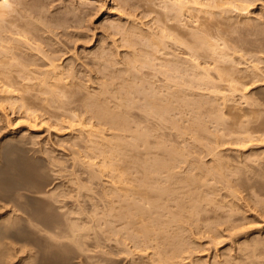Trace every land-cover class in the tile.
<instances>
[{"label": "bare ground", "instance_id": "6f19581e", "mask_svg": "<svg viewBox=\"0 0 264 264\" xmlns=\"http://www.w3.org/2000/svg\"><path fill=\"white\" fill-rule=\"evenodd\" d=\"M11 1H12V3L13 2L16 3L17 7H19V9L18 8L14 9V7L12 6L11 9L8 7L7 12L9 15L10 14L13 15L12 13H14L15 10L18 9V11H16L17 13L15 12L16 15L12 16L11 18L6 14V12H5V14L2 13L4 16L1 15V12L6 10L5 9L6 6H11ZM40 1L41 0H0V7H1V9L2 8L4 9L0 12V15H1V17H0V124H2L4 122L3 125H0V133L4 129L9 128V127H6V124H7L6 122H8L9 117L13 114V111L17 110V107H19V110L24 109L23 114L24 113L25 114L23 115V118L25 117L28 121H30L29 125H28L29 129L24 130V128H23V130H21L19 132H17L16 130L15 131L11 130L12 132L11 131L9 132V130L7 132V130H4L7 133L4 132V135L2 137H0V264H103V263L105 264V260H107V258L108 259L110 258V260H111L110 261L111 263H109V264H116L117 262L122 263L121 261L116 262L117 259L115 260L113 258V257H116V254H120V251H121L122 255L124 253L128 254L129 253L128 251H130V253L132 255H134L133 252L131 251L130 247H129L130 243H134V244H131L130 246L133 245V249L135 248V251H136V249L138 250L137 251L138 256L134 257L135 255L132 256L129 254L131 256L130 258L134 257V258L130 259L129 264H264V234L257 235L255 233L256 235H253V236L252 235L245 236L246 235V232H245L246 229H244V228L247 226V224H245V227H243L244 223L242 226V221H243V219L247 220L248 217L245 215L246 213L243 210L245 207L242 209V206L240 205V203L238 201H236V199L238 198L236 195H234V194H236V193H234L236 191H232L233 192V194L231 193V195L233 197L232 199H228V196L226 199V197H225L226 195L223 196L225 198H221V199L219 198L221 194L218 195V192L221 189H219V187H217L216 182H221V183L227 182L228 185L231 184V181L229 178L232 175L229 176V174H231L230 173L231 170H233L235 168V166L232 163L223 161L224 159L222 158V156H221L222 159L220 157H218V154H217L218 152L214 151V150H216V149H214V147L219 146V145H216V146L213 145L214 146L213 151L215 154H213V158L209 162V165H208V162L206 161L207 166L204 164L206 166L205 168L201 165H200V167L196 166V169H198V170H196V172H193V173L191 172L192 174H190V173L188 174V172L190 170H195L194 164L192 162L196 157L194 158L190 154V152H187V154L191 155V156L189 155L192 158L190 160L189 156L184 153L185 149H184V151L182 150L183 152L181 150L180 151L176 150L178 148L172 149V147H171L170 149H168V146H170V145H168V146L166 145L168 150L165 152L163 151L164 153H161L162 155H160V152L158 153V152H153L150 150V147L147 144L148 141H150V140H148L149 139L148 137H146V140H145V145H144L145 149L142 148V150L144 149V151H141V150L140 151H132V148L129 149L125 145H124L125 146L124 147L122 144L121 145L125 148V150L122 148L119 149L116 147L117 150L121 151V152L119 151V154L120 153H124V154L123 155L121 154L120 155L121 157L117 158L119 154H118V151L116 150L118 155L115 157V158H117V159H115V162L112 161V164H110L111 161L107 162L112 167H110L108 165H104V163L102 162L103 159L100 157V156H103L105 158L107 156L106 155L107 152H104L105 153V156H104L103 152L99 153L100 151L96 150V152L98 151L97 153L103 154V155H98L97 153H92V155L97 154L98 158L100 157L102 159L101 162L103 163L105 168L108 167L109 170H112L111 171L112 173H109V176L112 174L110 177V180H108L109 178H107L108 181L106 180V182L104 181L102 183L103 189H101L102 187L100 188V190L103 191L102 192L103 193L102 198L99 197V198H101L102 206L99 205L98 208L101 207V208H104L107 210L99 213L96 211V209H94V207L98 206V203L94 202V203L90 204V202H89L92 198L89 199L88 201L85 199V201H87L90 204V205L86 204L88 206V208L89 209L92 208L91 210H89L86 206H84L82 204L83 203L82 201H84L83 198H82V201H80L81 199L80 200L78 199L80 197L76 198L75 195L73 194L74 192H76V195L78 196L82 192L81 190H83V188L85 187L81 183V182H83L81 180L82 178H78L81 181L77 180V182H75L74 178L73 179L69 178L68 179L69 181H67V183L68 182L69 183L66 184V182L65 183L63 182L65 185H64L63 189L60 191H58L56 189V186L55 187L53 186L52 178H50V176H48L49 178H47V179H51L50 181L52 183L47 182L48 180H44V181H46V183L41 180L43 177H45V176L42 177V174H44L46 171L41 174L42 178L40 179V177H39L40 174H39L38 170L41 172L42 169H37V168L40 167V164L42 162L38 163L39 164V166L37 165L38 167L36 166V162H39L38 160L37 161L35 160V156L33 155L34 153L36 155V148L33 149L35 145L33 146V148H31L29 141H28L29 138L32 139L34 137H38V136H36L38 133L35 134V136L33 134H30V136L29 135L27 136L28 133H26L28 130L30 133L31 128H33V129L35 127L37 128L40 124H43V123H44V125H47L45 123L49 124L50 123L49 121H51V119H53V120H55V121L57 120V121L54 122L52 120L53 122L50 123L51 126L50 125H48V126H50L51 128L52 127L55 128L57 130L56 132H58V131L61 132L62 130H64V131H62L64 133V132H67V130H68V132L71 131V134H72V132L76 133V135L78 137H81V139H83V137H85L87 135L88 136V139H87L88 142L93 141L96 138L97 139L103 138L104 136H102V134L106 130H110L109 133H111L112 135L117 136V137L118 136L121 137V136H124L126 134H129V135H131V137L135 138L137 133H139L140 135H148V133L151 131V130L149 131L148 130L149 128H147V126H150L149 125L151 123L150 121L148 122V124L146 123L147 124L146 127L141 126L140 123H142V121H140V120H143V117H144V116L142 117L141 113L145 112V118L147 120L149 119V116L151 118L152 115H155V116H158L160 118V120L162 121L167 114H169L171 111H173L175 109H176V112L179 113L180 115L183 114L184 109L186 107L185 106L184 108H182V106H184V105L191 106L193 104V106L197 105L199 107V106H203V104H205L207 102H212V101L216 100L217 95L221 93L220 89H222V91H224V92H228V90H229L228 94L230 93L231 90L232 91L238 90L237 89L238 87L236 88V86L232 84V81H234L235 78H232V76H231L232 72H234L236 70L235 72H237V73H236L235 77H238L237 75L239 73L238 72L239 70L236 68L237 66L233 65V66H235L234 68H236L235 70H233V68L230 66L229 69L230 70L232 69L231 70L232 72H230V71H228V68L225 65L222 66L219 63L220 59L223 60V62H226V61L229 62L231 60V62L234 63V60L232 61V59H233L232 56L235 53L232 56L228 55V53L230 52V50H229L230 48L229 49L226 48V50H229V52L222 49L223 46H225V42L223 45L221 44L222 47L219 48V46H221V45H219L217 41H211L214 37H212V39L210 40L209 35L208 36L204 35V33L206 32V29L208 28V26H210L212 28V30H214L211 25L213 23V20H212L213 16L215 14H217L216 13L217 9H218V12L225 13L228 11V9L230 11V9L232 7H234L233 9L235 11L240 10V12H241L243 10L245 11L246 8L253 6V5L250 6L249 4L252 3L254 0L253 1H251V0L250 1L249 0H137L138 3L134 0H119L121 6L124 9L123 10L121 8L120 11L121 10H123V11L127 10L126 14L128 15V18L137 14V13H135L136 10L134 7L136 5H138L139 10H140V5H141V8L143 7V13L145 14L143 16V18L145 17L144 19H146L147 18L146 16H150L151 19L149 18L150 20H149V22H147L148 24H145V25L140 24L137 21H136L137 22L136 23L135 19H134V22L132 24L129 23L130 25H128V23H127V25H124V24L121 25L119 23L111 24L110 28H112L113 30L111 32L110 31L109 32L110 33H112V32L117 33V35L120 34L119 36H121V37H119V38H121L123 43L122 44L118 43L119 41L116 40L115 37H114L115 40L108 39V42L110 40L113 43H110V42L107 44L105 43V48H103V50H101V52H99L97 50L98 53L96 55L94 54L95 57H93L92 59H90L91 56L89 54L90 60L86 63L87 64L91 63L97 70L101 71V73L104 76H105V74L106 75L109 74L110 76L112 74H114V76H116V74L118 75V73H120V74L122 73L121 75H123L125 72V77L129 78V74H131L132 72L138 71V73H139V71H140V74H141V70L143 71L145 69L144 73H146V74L142 73L140 76L137 73L138 76H140V79H138V80H140L139 82H143V80L145 78V76H144V78L142 80L141 77H143L142 76L143 74L147 75L146 78L151 77L152 80L147 79L148 83H145V84L143 83L144 85H142V83H139L140 85L136 89L134 88V87H136L135 84H134L133 88L132 87L126 88L127 87L126 86L125 87L126 89L124 88V90H123L124 93L122 94L123 96L121 98H119V96L116 95L117 93H113L114 90H112L109 83L107 84L104 82L103 87L101 89L99 88V90L97 88V86H99V85H97L96 88H94V86L92 87L94 91L92 90V88L89 89V87H87V91H88L87 94H84L83 96L78 94V95H80V98H78L79 96H77L76 99L73 98L74 94L81 92V90H83L82 92L86 93L85 89H80L81 86H78L77 89L74 88V87H77V85H79V82L76 80L78 78V75H79V69L77 67L78 70H76V68H74V66H73V68H70V66L67 67V65H68L67 59L65 61L67 65H65V64L64 65H58L55 62V59L57 57H52L50 55V53L48 54V51L51 53H54L56 51L55 48H53V49L50 48L48 50V48L51 45H53V39L51 38L52 37L51 34L53 35L56 32V29L60 28V27L67 29L68 25L65 24L64 19L67 18V15L70 12L71 13L77 12L79 14L78 11H82L83 9L85 10L86 8L88 9V7L89 8L91 7V5L94 6V4L96 6L97 3H98V6L100 5L102 7L103 5H101V4H104L106 0H64V6L63 7L67 8V10L65 9L66 12L62 11L63 12V18L59 16L62 12H56V13L54 12V13L50 14V13H48V11L46 9H42L43 8V6H42L43 0H42V2H40ZM115 1L118 2V0H115ZM245 1H246L247 6H249V7H246V5L244 4ZM247 1L250 3L248 4ZM59 2H60V0H59ZM62 2H63V0H62ZM262 3H263V1L261 2V5H262ZM14 6H15V4H14ZM118 6H120V5H118ZM118 6L116 8H119ZM45 7H47L46 3H45ZM49 8H50V6H49ZM12 9H14V10H12ZM112 10H110V11H112ZM10 11L12 13H10ZM116 11H117V13L120 12L117 9H116ZM97 12H98V10H97ZM138 13L140 15V12H138ZM141 13H142V11H141ZM143 13L141 15H143ZM80 15H78V16H80ZM117 15H120V14H117ZM121 15H122V13H121ZM234 15H236V14H234ZM245 15L247 16L246 13H245ZM256 15H258V14H256ZM256 15H255V17H257ZM260 15H262V14H260ZM5 16H8L9 19L6 18ZM73 16H74V14L72 15V17ZM136 16L134 18H136ZM123 17H125V16H123ZM221 17H222V15H221ZM141 18L142 17H140L138 19L143 21V19H141ZM67 19H69V17ZM77 19H78V17H77ZM122 19H124V18H122ZM124 21H128V20H124ZM215 21H217V19ZM250 22H251V20L249 21V23ZM111 23H113V22H111ZM233 23L231 26H233L236 29V27L234 26L235 23L234 24ZM255 23H256V20H255ZM125 24H126V22H125ZM213 24L217 25L216 22ZM257 24H258V21H257ZM140 25L141 26L144 25V26H146V28H143ZM220 25H223V22H222V24L220 23ZM204 27H207V28H204ZM245 27L247 28V26H245ZM255 28H256V26H255ZM220 29L221 28H219V32L221 33ZM235 29L233 32H235ZM246 31H247V29H246ZM202 32H204V33L202 34ZM219 32H217V33H219ZM232 34L233 33H231V35ZM64 35H65V32H64ZM117 35H115V36H117ZM261 35H264L263 32ZM55 36H57V35H55ZM108 36L113 38L111 35H108ZM218 36H220V35H218ZM67 37H69V35ZM57 38L58 37H56V39ZM107 38H109V37H107ZM217 38L218 37H216V39ZM219 38L225 39V37H221V36ZM104 39L105 38L103 37V39L102 40L100 39V40L103 42ZM237 39H241L242 41H244L243 40L244 37H243V39L242 38H237ZM37 40H38L39 44H40V41H41V43H43L41 45L47 44V45H45V46H47V50H45V48H44L45 46L43 47V46L39 45ZM100 40H99L98 44L100 43ZM105 40H107V39H105ZM213 40H215V39H213ZM230 40H231V38H230ZM235 40H236V38H235ZM247 40H249V39H247ZM56 41H58V39ZM232 41H233V39L231 40V42ZM58 42H57V44H58ZM244 42H246V41H244ZM235 44L238 45L239 43H235ZM247 44L251 45L248 43V41H247ZM253 44L251 47L252 49L254 47ZM262 44H263V42H262ZM262 44H259V45H262ZM48 45H50V46H48ZM100 45H102V44H100ZM97 46H96V49L98 47H100V46H98V47ZM53 47H55V46H53ZM227 47H228V45H227ZM232 47L234 49L238 50L237 49L238 46H236L237 47L236 48L235 46L232 45ZM241 47L243 48V46H241ZM247 47L248 46L246 45L244 47V49L246 50ZM257 47H259V46H257ZM263 47L264 46L262 45L261 48H263ZM121 48H123V49H121ZM239 48H240V46H239ZM89 50L91 51L92 49H89ZM89 50H86V51L89 52ZM94 50H95V48H94ZM236 50H234V51L236 52ZM256 50H257V48H256ZM239 51H237L238 54L236 53V55H238V56H239ZM260 51L262 52V49ZM263 51H264V49H263ZM69 52H66V53H69ZM71 52H73V50ZM242 52L245 53L244 50H242ZM249 52H250L249 54L256 53V55H258V53H259V51L258 52L249 51ZM41 53L43 55H40ZM262 53H264V52H262ZM62 54H64V53H62ZM66 55H64V56H66ZM85 55L86 54H84V56ZM246 55L248 56V54H246ZM252 55H254V54H252ZM216 56H218L219 58H216ZM58 57L62 58L63 56L62 57L58 56ZM88 57H86V59ZM241 57H243V56L241 55ZM246 57L244 55V58H246ZM80 59L81 58H79V60ZM250 59H253V57L251 56ZM255 59H256V57H255ZM74 60L76 61V59H74ZM58 62L60 64V61H58ZM69 62H70V60H69ZM239 62H242V61H239ZM239 62H238V64H239ZM261 62L264 63V59H262ZM72 63L77 65L75 62H72ZM232 63L230 65H232ZM259 63H260V61L258 62V64ZM61 64H62V62H61ZM78 64H80V63L78 62ZM212 64H214V67L217 66V67H215V69L211 66L212 69H214L215 71L219 70V67L221 68L220 69L221 71H219V73L217 74V77H214V78H216V81L218 80V82L214 81L215 79L213 80L212 77H209V76H211L210 75L211 69L209 66ZM234 64H236V63H234ZM256 64H257V62H256ZM256 64L255 65L253 64V71L254 72L251 70L254 74H251L252 72L250 73L251 75H254V77L253 78L249 77L250 79H252L251 81L248 78L249 79L248 81H250V83L248 82L249 84H247V85H248V87H250V85L253 86L254 84L257 83V85L259 86V84L262 83L260 85L261 86V89H260L261 93H260V95H258V96H260L259 101H261V103L259 104L257 102V100L255 99L256 102L260 105V107L257 106L258 107L257 111L251 110V111H249V113H247V114H249L248 116H250V117H248V120L246 123L247 125H244V126H247L246 128L244 127L246 130H244L242 132H244V133H246V132L259 133V135L257 136V138L255 140L257 142H255L253 140L254 138L252 135L251 136L248 135V137L246 136L247 139L249 138L248 142H250V144L254 141L255 145H256V143H258L256 145L258 147H256V149L250 148L246 151V153H247L246 154L247 155L246 156V160H247L246 161V173L247 174L245 176H248V179L250 180L248 185H250L252 182H254L253 181L254 177H251L253 179H250V176L255 175L257 178V182L255 179V182H256L255 185L252 183L251 186L252 187L256 186L259 190V193H260L259 195H261V199L258 198V199H260L258 204H260V206H259L260 210H261L260 212H262L261 214L264 218V66H260L261 64H259V66H258ZM205 65H207V67ZM227 65H228V63H227ZM240 65H242V64H240ZM250 65H252V62ZM80 66L82 67L83 65H80ZM86 67H87V65H86ZM241 67L243 68V66H241ZM249 67H251V66H249ZM83 68H84V66H83ZM201 68H203V72H200ZM250 69H252V68H250ZM215 71H214V73H215ZM81 72H83V71H81ZM84 72H85V70H84ZM126 72L127 73L130 72V73L127 74ZM240 73H241V71H240ZM94 74L95 73L93 72V75ZM126 74H127V76H126ZM229 74L231 77L229 76ZM103 75H102V77H103ZM121 75H120V77H122ZM132 75L135 76L136 73H134V74L132 73ZM114 76H112V77H114ZM134 76L132 78L133 80L130 79L131 80L130 81L128 78H127V80H129L130 83L132 81L135 83V81H137V78H139V77L135 78ZM161 76L163 78H161ZM87 77H88V75H87ZM120 77H119V79H120L119 84H121L122 80H123L122 83H125L126 78L124 77V79H123V77H122V79H121ZM239 77H241V76H239ZM93 78H95V77L93 76L92 79ZM96 78H95V80H96ZM242 78H243V75H242ZM242 78H240V79H242ZM99 79H101V75H100ZM134 79H135V81H134ZM89 80L92 81L90 78H89ZM116 80H118V78ZM90 81L84 80L83 82L89 83ZM238 81L239 80L237 79V82ZM96 82H94L92 84L95 85ZM106 82H111V81L106 80ZM129 82L127 83L128 86H132V84L129 85L130 84ZM144 82H145V80H144ZM85 83H83L84 86H85ZM236 83H234V84H236ZM240 83H242V82H240ZM90 84H91V82H90ZM125 85H126V83H125ZM125 85H123V86H125ZM137 85H138V83H137ZM148 85H149V87H148ZM112 86H114V85H112ZM118 86H120L121 88L123 87L122 85H117V88H119ZM244 86H246V85H244ZM100 87H101V84H100ZM248 87H246V88H248ZM241 90H240V92H241ZM243 90H247V89H243ZM121 91H120V93L118 92L119 95H121V93L123 92V91L122 92ZM202 91H204V92L210 91L209 95H211L212 93H215V94L217 93V94H216V96L211 95L212 98L208 99V97H210V96L209 95L207 96ZM259 91H258V93H259ZM82 92H81V94H82ZM134 93H139L140 95L138 94V96H141V94H143L142 99L146 100L145 105H143V107L145 106V108L141 109L142 111L144 110V112L139 113V111L137 110V112L139 114H141V116L138 113L137 114L135 113L136 109H137L136 108L137 105H135V104H137V103L133 97ZM243 93H244V91H243ZM243 93H241V94H243ZM68 94H70V95H68ZM235 94H234V96H235ZM238 94H239V92H238ZM220 95H221L222 100L226 99V98L228 100L229 99L228 97L230 96V94H229L228 97H226L227 95H225L224 93L223 94L221 93ZM232 95L233 94H231V96ZM71 96H72V99H71ZM195 96H196V98L197 97H199V98L198 99H196V98L192 99V97H195ZM241 96L243 97V95H241ZM245 96L247 97V95H244V97ZM63 97H65L68 100H66ZM248 97L246 98L248 100V102L251 100L252 103H255L252 100V98L249 99ZM138 99H136V100L138 101ZM142 99H139V102H141L140 100H142ZM246 99H245V102L247 105L248 103H247ZM232 100H234V98ZM230 101H231V99H230ZM17 103L19 104V106L16 107L15 104H17ZM217 103H220V102H217ZM56 104H57V106H56ZM140 104H143V103L141 102ZM223 104H221V105H223ZM134 105L136 106L135 107L136 109L135 108L132 109V107ZM224 105H226V103ZM250 105H253V104H250ZM250 105H249V107H250ZM193 106H191V107H193ZM15 107H16V109H15ZM196 107H195V110L199 109ZM217 107H218V105H217ZM10 108L12 109V113L8 112ZM246 109L249 110V108H246ZM132 110H135L133 112V114H135L137 116L139 115L140 118L142 117L141 119H139V117L137 118L139 120L138 122H137L136 118H135L136 120L134 119L135 116L132 114ZM193 110L191 109L190 111L193 112ZM240 110L242 111V109H240ZM196 111H197L196 114L192 113L193 116L197 115L198 110H196ZM20 112H22V111H20ZM16 113H18V110L16 111ZM19 113H18L19 117H18V119H16L17 122L14 121L15 123H18V121H20L19 118L21 117V115ZM174 113L175 112L173 111V114ZM187 113L188 112H186V114ZM14 114H15V112H14ZM188 114H191V113L189 112ZM188 114H187V116H189ZM200 114H203V113L201 112ZM252 114H254L255 116L254 115L252 116ZM180 115L178 117L182 118V116H180ZM16 116H17V114H16ZM16 116H15V118H16ZM243 116H246V115H243ZM45 117H47V118H45ZM51 117H53V118H51ZM189 117H191V116H189ZM189 117H187V119H189ZM23 118H20V119H23ZM54 118H56V119H54ZM174 118H175L174 120H177L176 119L177 116H175ZM253 118H255V119H253ZM58 119H60V120H58ZM146 119H144V120H146ZM11 120H13V119H11ZM11 120H9V121H11ZM23 120L25 121V119H23ZM27 120L25 121L26 124H24V121L21 124L27 125ZM152 120H153V118H152ZM160 120H158L159 123H160ZM174 120L172 122V127H174V125L178 126V124H179V123L175 124L174 122H176V121H174ZM180 120L181 119L179 118V121ZM203 120H204V118H203ZM153 121H156L155 118ZM184 121L185 120H183V122ZM199 121H201V120H199ZM144 122H146V121H144ZM202 122H204V121H202ZM220 122H222V121L220 120ZM52 123H54V124H52ZM153 123H155V122H153ZM173 123H174V125H173ZM197 123H198V120H197ZM254 123H256V124H254ZM8 124H10V123L8 122ZM14 124H12V121H11V125H14ZM18 124H20V123H18ZM162 124H161V126L164 127ZM188 124H190V123H188ZM239 124H241V123H238V125ZM253 124H254V126H252ZM44 125H42V126H44ZM192 125H193V123H192ZM192 125H190V126H192ZM199 125H198L199 130H203L204 127L202 126V124H199ZM144 126H145V124H144ZM96 127H98V128H96ZM183 127H184V125H183ZM195 127H197V126H195ZM15 128H16V126H15ZM153 128H154V126H153ZM179 128H180V125L178 126V129ZM187 128H189V126ZM216 128H217V126H216ZM37 129L39 130L41 128L38 127ZM45 129H47V128H45ZM173 129H175V128H173ZM51 130H53V132H54V129H51ZM45 131H47V130H45ZM154 131H155V129L150 132L151 135L156 133ZM160 131H161V128H160ZM181 131L179 130V134ZM183 131H184V133H186L185 132L186 129L185 130L183 129ZM183 131H182V133H183ZM49 132H50V129H49ZM45 133H47V132H45ZM187 133H189V129H188ZM218 133H219V131H218ZM169 134H168V136H169ZM76 135H75V137L77 139L78 137ZM103 135H106V133ZM183 135H185V134L180 135V138ZM215 135H214V137H215ZM229 135H230V132H229ZM49 136H50V134H49ZM154 136H156V134ZM186 136H188V135L186 134ZM221 136H222V134H221ZM221 136H219V137H221ZM27 137H28V139H27ZM39 137H40V135H39ZM138 137H139V135H138ZM157 137H158V135H157ZM173 137H176V136H173ZM122 138L123 137L120 138V142H121ZM140 138H142V137H140ZM165 138H167V137H165ZM178 138H179V136L176 137V139H178ZM34 139H36V138H34ZM34 139H32V140H34ZM117 139L119 140V138H117ZM167 139H169V137ZM239 139H240V137H239ZM85 140H86V138H85ZM100 140L101 139H99V141ZM123 140H125V139L123 138ZM237 140H238V138H237ZM240 140L242 141V139H240ZM36 141H37V139H36ZM63 141L65 142V139ZM172 141L176 142V140L175 141L172 140ZM38 142H40L39 138H38ZM88 142H87V144H88ZM96 142L93 143L92 147L94 146V148L95 147L99 148L100 146H102V143H101V145L99 144L97 146ZM115 142H116V140H115ZM126 142L123 141L121 143H126ZM134 142L135 141L131 142V144ZM138 142H139V139H138ZM140 142H142V141H140ZM156 142L159 143V141H157V140H156ZM169 142H171V141H169ZM184 142H185V140H184ZM209 142H210V140H209ZM248 142L245 143L246 146L249 144ZM30 143H31V141H30ZM45 143H47V141ZM128 143H129V141H128ZM216 143H218V141ZM254 143H252V145H254ZM36 144H38V143H36ZM69 144L68 145L66 144V145L70 147L71 144L70 145ZM95 144H96V146H95ZM112 144L113 143H111V146H112ZM137 144H139V143H137ZM137 144H136V146H137ZM104 145L107 146L106 144H104ZM139 145H141V144H139ZM222 145H223V143H222ZM41 146H43V145H41ZM73 146H74V144H73ZM83 146H85L84 142H83ZM111 146L107 150H111ZM114 146H116V143L114 144ZM242 146H244V145H240V148H242ZM59 147H61V146H59ZM78 147H79V145H78ZM45 148H46V146H45ZM45 148H44V150L46 151ZM47 148H48V146H47ZM86 148L88 149L87 146H86ZM94 148H90V149H92V152L95 151ZM112 148L114 150L116 149L114 147H112ZM126 148L129 149V151L131 150V152H129ZM135 148H137V147H135ZM162 148H164V147H162ZM162 148H160V149H162ZM195 148H197V147H195ZM70 150H75V149H70ZM123 150L124 151L127 150L129 153H126ZM243 150H244V148H243ZM102 151H104V150H102ZM116 151H115L114 155L116 154ZM160 151H162V150H160ZM207 151H209V150H207ZM75 152L76 151L71 152V153H75ZM83 152L86 153L87 150L86 151L83 150ZM112 152H110V154L109 153H107V154H109L111 156ZM209 152H211V151H209ZM240 152H242V151H240ZM48 153L51 154L50 152H47L46 154L48 155ZM53 154H54V156L56 155L54 152H53ZM194 154H195V151H194ZM207 154H209V153L207 152ZM43 155H44V153H43ZM86 155H85V157H86ZM41 156H42V153H41ZM252 156L253 157L255 156V157L252 158ZM38 157H36V158H38ZM45 157H46V155H45ZM67 157H68V155H67ZM113 157L114 156H112V159H113ZM55 158L51 156V158L49 160L50 163L53 164L56 161L60 160V159L56 160ZM57 158H58V156H57ZM44 159H46V158H44ZM44 159L42 160L43 162H45ZM75 159H77V157ZM84 159H86V158H84ZM203 159H204V157H203ZM238 159H239V157H238ZM67 160H69V158ZM93 160H95V159H93ZM199 160H201V159H199ZM61 161H60V163H61ZM69 162L67 161V163H69ZM73 162H74V160H73ZM80 162H81V160H80ZM196 162L198 164L197 159H196ZM251 162L252 163L256 162L257 166L255 167ZM203 163H205V161ZM43 164L44 163L41 164V167ZM45 164H44V166H45ZM59 164L58 165L56 164V165L59 166ZM73 164L75 165V163H73ZM81 164H83V162H81ZM87 165H88V163H87ZM91 165H92V163H91ZM96 165L99 166L100 162H99V164H97V162H96ZM71 166L72 165L70 164V167ZM61 167L62 166H60V168ZM94 167H95V164H94ZM43 168L45 169V167H43ZM54 168H56V167L54 166ZM84 168H86V167H84ZM68 169H69V166H68ZM72 169H74V168H72ZM108 169H106V170H108ZM82 170H83V167H82ZM103 170H104V168H103ZM61 171H62V168H61ZM64 171H67V170H64ZM74 171H73V174H74ZM93 171L98 172L97 170H93ZM101 171H102V169H101ZM104 171H103V173H104V175H106L105 174L106 172H104ZM89 172L91 173V171H89ZM238 172H239V170H238ZM51 173H53V170ZM70 173H71V170H70ZM78 173H80V172L78 171ZM99 173H98V175H95V173H94L92 176L100 177ZM62 174H63V172H62ZM62 174H60V175H62ZM236 174H237V172H236ZM52 175H51V177H52ZM60 175H58V177ZM67 175H69V173ZM76 175H77V172H76ZM89 175L90 174H88L87 177L91 179L92 176H89ZM101 175H103V174L101 173ZM81 176H82V173H81ZM109 176H107V177H109ZM235 176L236 175H234V177ZM56 177L57 176H55V178H53V179H56ZM60 177H62V176H60ZM60 177L58 179H60ZM97 177H95V179ZM75 178H77V176ZM245 178L248 181L247 177H245ZM58 179H56L55 181H57ZM91 180H92V183H93V181H95V180H93V177ZM251 180H252V182H251ZM41 181H42V183L44 182L45 184L48 183L47 188L44 189V184H42ZM102 181H103V179H102ZM57 182H55V183H57ZM59 182H58V184H59ZM244 182H246V181L244 180ZM63 183L59 184L58 186L62 185ZM244 184H247V182ZM240 185H242V184H240ZM53 187H54V189H53ZM86 187H87V185H86ZM239 187H238V189H239ZM98 188H99V186H98ZM59 189H61V188H59ZM85 189H87V188H85ZM224 189H225V187H224ZM92 190L93 189L91 188L90 191H92ZM97 191H99V190H97ZM228 191H227V193H228ZM247 191H249V188ZM222 192H223V190H222ZM83 194H82V196H83ZM89 194H88V196L86 195L83 197H85V198L87 197V199H88ZM97 194H99V192ZM255 194H256V191H255ZM255 194H253V196ZM214 195L215 196L218 195L219 197H215ZM94 196H95V194H94ZM94 196H93L94 199H92L91 202L93 200L97 201L95 199L96 197H94ZM234 196H236L237 198L235 199ZM221 197H222V195H221ZM254 197H257V196H254ZM67 198L68 199L69 198H72V199L75 198V201L73 202V201H71L72 199H70V201H71L70 202ZM87 202H85V203H87ZM72 205H74V207H72ZM91 205H92V207H90ZM255 207H256V205H255ZM53 208H56L55 211H57V212H55V211L53 212V210L51 211V209H53ZM241 219H242V221H241ZM249 219H250V217H249ZM249 219H248L249 222L248 221H244V222H246V223L248 222V224H249L250 223ZM252 219H253V217H252ZM239 221H241V222L238 223ZM259 227H261V226H259ZM242 229L245 230V231L243 230L245 235L241 234ZM247 231H249V229H247ZM197 234H199V235H202V234L205 235L206 234L207 236H209L208 239L210 237L212 238V241H216L219 239L221 240L222 237H224V238L230 237L233 240V242L235 243V247H232L234 244H231V246L229 248L230 253H229L228 248H227L228 252L222 251L223 255L226 256V258L223 257V258H225L223 260L222 259L220 260L221 256L219 257L218 256L219 254L217 252L216 253L214 252L215 254L214 255L212 254L210 256L209 259L211 261L210 260L207 261V259L205 260L204 258H202L203 256L202 257H195L194 252H196V248H197V244H196L197 240L195 239V237L198 239L197 236H199ZM250 234H252V233H250ZM119 235H121V236L126 235L125 238L123 236H122L123 238L120 236L123 241L121 239H119ZM199 239H202V238H199ZM206 239H207V237H206ZM127 240H129L130 242H128ZM223 240L224 239H222V241ZM199 241H201V240H199ZM209 241H211V240H209ZM224 241H226V239ZM120 243H123V247H122L123 250H126L128 248L127 251H125L124 253L122 252V250L118 251V246L120 245ZM219 243H220V241H219ZM219 243H217V245L223 244V243L222 244H219ZM211 244H212V242H211ZM203 245L205 246V244H203ZM200 247L201 246H199L198 249H200ZM116 248H117V250H116ZM209 250H210V248H209ZM199 251H201V250H199ZM139 252H141V253H139ZM196 253H198V252H196ZM202 253H204V252H202ZM202 253L200 252V254H202ZM112 255H115V256H112ZM138 260H139V262H138ZM140 260H141V262H140ZM100 261H103V262L101 263ZM148 261H150V263H148ZM127 264H128V261H127Z\"/></svg>", "mask_w": 264, "mask_h": 264}, {"label": "rangeland", "instance_id": "374dc122", "mask_svg": "<svg viewBox=\"0 0 264 264\" xmlns=\"http://www.w3.org/2000/svg\"><path fill=\"white\" fill-rule=\"evenodd\" d=\"M114 1V2H113ZM134 1H136L137 2V0H134ZM250 1V0H249ZM251 1H253V0H251ZM258 1V2H257ZM263 1V3H262V5H261V2ZM40 2H42V0L40 1ZM50 2V3H49ZM257 2V3H256ZM45 3H46V6L47 7H45ZM48 3V4H47ZM52 3V4H51ZM118 3V4H117ZM138 3V2H137ZM247 3L249 4L250 2H248L247 1ZM253 3V4H252ZM252 3H250L249 5L251 6V5H253V6H251V7H249V6H247V4H246V1H245V5H246V7H249V8H246V10L244 11L246 14H247V16L245 15V13L243 12V11H241L240 12V10L238 11V10H234L233 8L234 7H232L231 9H230V11L232 12H230L229 11V9H228V11L227 12H225V13H220V12H218V9L216 10L217 12V14H215L214 16H213V23H217V25L216 24H213L212 23V27H213V29L214 30H212V28L210 27V26H208V28L207 27H204V28H207L206 29V32L204 33V32H202V34L204 33V35H209V38H210V40L212 39V37H214L213 39H215V40H211V41H217L218 42V44L219 45H223L224 44V42H225V46H223V48L222 49H224V50H226V48H230L229 50H230V52H229V50H226L227 52H229L228 53V55H233L234 53V55L232 56V61L234 60V63H236V64H234V63H232L231 62V60L229 61V62H227L228 63V65H227V63L226 62H223V60H219L220 62V64L223 66V65H225L227 68H228V71H230V72H232L229 68H230V66L233 68V70H235L236 68L239 70L238 72L240 73V71H241V73L239 74L238 73V77H235V75H236V73L237 72H232V78H235V82L234 81H232V84L233 85H235L236 86V88L238 89V90H236V91H230V96H231V94H233L231 97L229 96L228 97V92H229V90H228V92H224V91H222V89H220L221 91V93L223 94H225V95H227L226 97H228L229 99L227 100V98L226 99H221V93L220 94H218L217 95V99L216 100H214V101H212V102H207V103H205V104H203V106H197V105H194L193 106V104L191 105V106H193V107H191V106H188V105H184V106H182V108H184L185 106V109H184V113L186 114V112H190L191 114H188L189 116H191V117H189V116H187V114L185 115L184 113L183 114H179V113H177L176 112V109L175 110H173L175 113L173 114V111H171L169 114H167L166 116H165V118L161 121L160 120V118L158 117V116H155V115H152L151 116V118H150V116H149V119L147 120L146 118H145V112H144V110L142 111L141 109H143V108H145V106L143 107V105H145V103H146V100H144V99H142L143 97V94H141V96H138V94L139 93H134L133 94V97H134V100L136 101V103L137 104H135V105H137V107L134 105L133 107H132V109L133 108H135L136 109V114L138 113L137 112V110L139 111V113H141V112H144V113H141L142 114V117H143V120H140V121H142V123H140L141 124V126L142 127H146L147 126V124H148V122L150 121L151 123L149 124L150 126H147V128H149L148 130L150 131H153L154 129H155V131L154 132H156V133H152L153 135H151V131L148 133V135H140L139 133H137V135H136V137L134 138V137H131V135H129V134H126V135H124V136H121V137H123L125 140H123V138L121 139V142H126V143H121L120 142V138L121 137H117V136H114V135H112L111 133H109L110 132V130H106L103 134H105L106 133V135H103L102 134V136H104L103 138H96L95 140L97 141H95V140H93V141H89L88 142V136L86 135L85 137H83V139H81V137H78L77 135H76V133H73L72 132V134H71V131H69L68 132V130H67V132H62V131H64V130H62L61 132H56L57 130L55 129V128H51L50 126H51V122H56L55 120H53V119H51V121H49L50 123L48 124V123H45V124H47V125H44V123L43 124H40L38 127H40L41 129H37L36 127L33 129V128H31L30 129V133H29V130L26 132V133H28L27 134V136L29 135L30 136V134H33L34 136H35V134H37L36 136H38V137H34V138H36L37 139V141H36V139H34V138H32V139H34V140H32L31 138H29L28 139V137H27V139H28V141H29V144H30V147L31 148H33V146H34V148L33 149H35L36 148V155H35V153L33 154L34 156H35V160L37 161H39V162H36V166L38 165L39 166V164L38 163H46L45 164V166H44V164L42 165V167H41V164H40V167L39 168H37V169H42L41 170V172L38 170V172H39V177H40V179L43 177V176H45V177H43L41 180L42 181H44V180H48L47 182H51L50 180L51 179H47V178H49L48 176H50V178H52V182H53V186L55 187L56 186V189L58 190V191H60V190H62L63 189V187H64V183L66 182V184H68L67 183V181H69L68 179L70 178V179H75V182H77V180H79L78 178H82L81 180L83 181V182H81L85 187L83 188V190H81L82 192L77 196L76 195V192H74L73 194L75 195V197L77 198V197H80V198H78L80 201H82V198H83V200L85 201V199L88 201L89 199H94L93 198V196H94V194H95V196L94 197H96L95 199L97 200V201H95V200H93L92 202H91V200L89 201L90 202V204L91 203H98V206L97 207H94V209H96V211L97 212H99V213H101V212H104L105 210H107V209H104V208H98L99 207V205L100 206H102V204H101V198H102V195H103V191L102 190H100V188L103 186V182L105 181L106 182V180H107V178H109L108 180H110V177H111V175L109 176V173H112L111 171L112 170H109L108 169V167H106L105 168V166L104 165H108V166H110V167H112L110 164H112V161L113 162H115V159H117V158H119V157H121L120 155L122 154H124V153H120L119 154V151L120 150H117V148H122V149H124L125 150V146L126 147H128L129 149H131L132 148V151H144V145H145V140H146V137H148L149 139L148 140H150V141H148V146L150 147V150L151 151H153V152H160V155H162L161 153H164L165 151H167L168 149H170L171 147H172V149H176V148H178V149H176V150H183L184 151V149H185V151H184V153L185 154H187V152H190V154L195 158L194 160H193V164H194V167H195V170H190L189 172H188V174L190 173V174H192L193 172H196V170H198V169H196V166L197 167H200V165L201 166H203L204 168L207 166V164H206V161L208 162V165H209V162L212 160V158H213V154H215L214 153V151L215 152H218L217 154H218V157H220L221 158V156H222V158L224 159L223 161H226V162H229V163H232L234 166H235V168L233 169V170H231V174H229V176L230 175H232V176H230V181H231V184H229L228 185V183L226 182V183H224V182H216L217 184V187H219V189H221V190H219V192H218V195L219 194H221L222 195V197H221V195H220V197L218 196V195H214L215 197H219L220 199L221 198H225L226 197V199H227V196H228V199H232L233 197H232V195H231V193L233 194V192L232 191H236V192H234V193H236V194H234V195H236V196H234L235 197V199H236V201H238L239 203H240V205L242 206V209L244 210V212L246 213L245 215L248 217V219H249V217H250V223L248 224V219L247 220H245V219H243V221H242V219H241V221H242V226H243V223H244V226L243 227H245V224H247V226L244 228V229H246V231L244 230V229H242V231H241V234L242 235H245V233H244V231L246 232V235L245 236H247V235H261V234H264V218H263V216H262V212H260L261 210H260V204H258L259 203V200L261 199V195H259L260 193H259V190H258V188L256 187V186H251V184L253 183L254 185H255V183L257 182V178H256V176L254 175H252V176H250V179H253V178H251V177H254V179H253V181L254 182H252V180H251V184L250 185H248V183L250 182V180L248 179V176H245L247 173H246V151L248 150V149H250V148H254V149H256V147H258V146H256L258 143H256V145H255V143H254V141L256 140V138H257V136L259 135V133H255V132H253V133H250V132H246V133H244V132H242V131H244V130H246L245 128L247 127V126H244V125H247L246 123H247V120H248V117H250V116H248L249 114H247V113H249V111H251V110H255V111H257V109H258V107L257 106H259L260 107V103H261V101H259L260 100V96H258V95H260V93H261V84L262 83H258L259 84V86L257 85V83L256 84H254L253 86L252 85H250V87H248V85L247 84H249L250 83V81L252 80V79H250L249 77H251V78H253L254 77V75H251V74H254L253 72V64L255 65L256 64V62H257V64L256 65H258L259 66V64H261L260 66H264L263 64L264 63H262L261 61H262V59H264V53H262V52H264L263 51V49H264V47L263 48H261V46L263 45L264 46V35H261L262 34V32H263V34H264V0H254ZM13 4V5H12ZM14 4H15V6H14ZM42 6H43V8L42 9H46L47 11H48V13H56V12H66V10H67V8H64L63 6H64V0H63V2H62V0H60V2H59V0H43V2H42ZM51 4V5H50ZM255 4V5H254ZM101 5H103L102 7L99 5L98 6V3L96 4V6H95V4H94V6H92L91 5V7L89 8L88 7V9L86 8L85 10L83 9L82 11H78L79 12V14L76 12V13H69L68 15H67V18L69 17V19H67V18H65L64 19V21H65V24L66 25H68V27H67V29H65V28H57L56 29V32L52 35L51 34V38L53 39V45H48V46H50L49 48H48V50L50 49V48H55V52L54 53H51V52H49L48 51V54L50 53V55L52 56V57H57L56 59H55V62L58 64V65H67V67H69L70 66V68H73V66H74V68H76V70H78L79 69V75H78V78L76 79L78 82H79V85H77V87H74L75 89H77L78 88V86H81L80 87V89H85V91H86V93L85 92H82L83 90H81V92H82V94H81V92H79V93H76V94H74V96H73V98H75L76 99V97L77 96H79L78 98H80V95H84V94H87V87H89V89H91L93 86H94V88H96V86L97 85H99V86H97V88H98V90H99V88L101 89L102 87H103V83L105 82V83H109L110 84V86H111V88H112V90H114L113 91V93H117L116 95L117 96H119V98H121L123 95V93H124V88L126 87V88H133L134 87V84H135V86L136 87H134L135 89L136 88H138L139 87V83H142V85H144L145 83H148V80H152V78L151 77H149V78H146V76L147 75H144V74H146V73H144V71H145V69L142 71L141 70V74L142 73H144L142 76L143 77H141L142 78V80H143V78H144V76H145V78H144V80H145V82H144V80H143V82H139L140 80H138V79H140V76H141V74H140V71H139V73H138V71H136V72H132L133 74L134 73H136V75L134 76V75H132V73L131 74H129V78L128 77H125V72H124V74L123 75H121L120 73H118V75L116 74V76H114V74H112L111 76L109 75V74H105V76L101 73V71H99V70H97L91 63L90 64H87L86 62H88L90 59H92L93 57H95L94 56V54L96 55L97 53H98V51L99 52H101V50H103V48H105V43L107 44V43H113L112 41H110V40H118L119 42L118 43H123V41L121 40V38H119V37H121V36H119L120 34H118L117 35V33H114V32H112V33H110L113 29L112 28H110V26H111V24H115V23H119V24H121V25H127V23H128V25H130V24H132L133 22H134V19H135V22L137 21V22H139L140 24H148L147 22H149V20L151 19V17L150 16H146L147 18L146 19H144L143 18V16L145 15L144 13H143V7L141 8V5H140V10H139V7H138V5H136L134 8H135V10H136V12L135 13H137V14H135V15H133V16H131L130 18H128V15L126 14V12H127V10L126 11H123L124 9H123V7L121 6V4H120V2H119V0H118V2L117 1H115V0H106L105 1V3L104 4H101ZM118 5H120V6H118ZM260 5V6H259ZM14 7V9H16V8H18L19 9V7H17V4L16 3H12V1H11V6H6V10H4L3 8L1 9V7H0V12L2 11V10H4L3 12H1V15H3V14H5V12H6V14L11 18L12 16H15L16 15V11H18V9L17 10H15V12L14 13H12L11 11H10V13H12L13 15H9L8 14V12H7V9H8V7L11 9V7ZM49 6H50V8H49ZM98 6V7H97ZM119 7V8H116V7ZM100 7V8H99ZM108 7V8H107ZM114 9H113V8ZM245 7V6H244ZM123 9V10H121L120 11V9ZM137 8V9H136ZM9 9V10H10ZM14 9H12V10H14ZM66 9V10H65ZM113 9V10H112ZM116 9L118 10V11H120V12H118L117 13V11H116ZM8 10V11H9ZM57 10V11H56ZM97 10H98V12H97ZM110 10H112V11H110ZM134 10V11H135ZM249 10V11H248ZM263 10V11H262ZM96 11V12H95ZM140 12V15H139V13L138 12ZM141 11H142V13H143V15H141L142 13H141ZM255 11V12H254ZM63 12L59 15L60 17H62L63 18ZM243 12V13H242ZM249 14H248V13ZM3 13V14H2ZM98 13V14H97ZM121 13H122V15L123 16H125V17H123L122 15H121ZM126 15H125V14ZM74 14V16L72 17V15ZM80 15V16H78V15ZM97 14V15H96ZM117 14H120V15H117ZM234 14H236V15H234ZM252 14V15H251ZM256 14H258V15H256ZM260 14H262V15H260ZM1 15H0V17H1ZM18 15V14H17ZM77 15V16H76ZM95 15V16H94ZM137 15V16H136ZM221 15H222V17H221ZM255 15L257 16V17H255ZM4 16V15H3ZM8 16H5L6 18H8ZM71 16V17H70ZM114 16V17H113ZM120 16V17H119ZM136 16V18H134ZM142 17L141 19H143V21H141L140 19H138V18H140V17ZM253 16V17H252ZM260 16V17H259ZM77 17H78V19H77ZM110 17V18H109ZM124 18V19H122V18ZM128 19H127V18ZM216 17V18H215ZM232 17V18H231ZM246 19H245V18ZM250 17V18H249ZM252 17V18H251ZM80 18V19H79ZM83 20H82V19ZM119 18V19H118ZM150 18V19H149ZM249 18V19H248ZM9 19V18H8ZM67 19V20H66ZM77 19V20H76ZM118 19V20H117ZM131 19V20H130ZM217 19V21H215V20ZM234 19V20H233ZM242 19V20H241ZM251 20V22L249 23V21ZM262 19V20H261ZM80 20V21H79ZM112 20V21H111ZM116 20V21H115ZM124 20H128V21H124ZM139 20V21H138ZM148 20V21H147ZM227 20V21H226ZM255 20H256V23H255ZM261 22H260V21ZM132 21V22H131ZM215 21V22H214ZM244 21V22H243ZM257 21H258V24H257ZM263 21V22H262ZM74 22V23H73ZM111 22H113V23H111ZM125 22H126V24H125ZM136 22V23H137ZM142 22V23H141ZM222 24V22H223V25H220V23ZM235 24H234V23ZM238 22V23H237ZM248 22V23H247ZM110 23V24H109ZM130 23V24H129ZM138 23V24H139ZM225 23V24H224ZM232 23L234 24V26L236 27V29L233 27V26H231L232 25ZM237 23V24H236ZM260 23V24H259ZM91 24V25H90ZM109 24V25H108ZM219 24V25H218ZM247 24V25H246ZM249 24V25H248ZM71 25V26H70ZM141 26V27H143V28H146V26ZM238 25V26H237ZM262 25V26H261ZM106 26V27H105ZM215 26V27H214ZM221 28L220 30H221V33L219 32V28ZM245 26H247V28L245 27ZM251 28H249V27ZM255 26H256V28H255ZM260 28H258V27ZM231 27V28H230ZM106 28V29H105ZM235 29V32H233L234 31V29ZM245 28V29H244ZM97 29V30H96ZM246 29H247V31H246ZM258 29V30H257ZM60 30V31H59ZM66 30V31H65ZM217 30V31H216ZM223 30V31H222ZM230 30V31H229ZM245 30V31H244ZM108 31V32H107ZM110 31V32H109ZM225 31V32H224ZM61 32V33H60ZM64 32H65V35H64ZM67 32V33H66ZM217 32H219V33H217ZM57 33V34H56ZM109 33V34H108ZM212 33V34H211ZM231 33H233L232 35H231ZM246 33V34H245ZM250 33V34H249ZM256 33V34H255ZM259 33V34H258ZM117 35V36H115V35ZM254 34V35H253ZM55 35H57V36H55ZM64 35V36H63ZM69 35V37H67V36ZM108 35H111L113 38H111L110 36H108ZM212 35V36H211ZM215 35V36H214ZM217 35V36H216ZM218 35H220L221 37H225V39L224 38H219L220 36H218ZM256 35V36H255ZM74 36V37H73ZM106 36V37H105ZM234 36V37H233ZM240 36V37H239ZM258 36V37H257ZM262 36V37H261ZM55 37V38H54ZM56 37H58L57 39H58V41H56L57 39H56ZM63 37V38H62ZM80 37V38H79ZM93 37V38H92ZM103 37L105 38V39H107V40H103V42L101 41L102 39H103ZM107 37H109V38H107ZM114 37H115V39H114ZM216 37H218L217 39H216ZM243 37H244V39H243ZM246 37V38H245ZM249 37V38H248ZM60 38V39H59ZM230 38H231V40L233 39V41L231 42V40H230ZM235 38H236V40H235ZM237 38H242L244 41H246V42H244V41H242L241 39H237ZM260 38V39H259ZM79 39V40H78ZM101 39V40H100ZM108 39H110L109 40V42H108ZM246 39V40H245ZM247 39H249V40H247ZM99 40H100V43L98 44V42H99ZM229 42H228V41ZM241 40V41H240ZM235 41V42H234ZM238 41V42H237ZM247 41H248V43L249 44H251V45H248L247 44ZM259 41V42H258ZM37 42H38V40H37ZM55 42V43H54ZM57 42H58V44H57ZM228 42V43H227ZM232 44H231V43ZM256 42V43H255ZM258 42V43H257ZM262 42H263V44H262ZM52 43V42H51ZM215 43V42H214ZM235 43H239L238 45L237 44H234ZM246 43V44H245ZM254 43V44H253ZM38 44H39V42H38ZM41 44H43V43H41V41H40V44L39 45H41ZM58 46H57V45ZM63 46H62V45ZM100 44H102V45H100ZM230 44V45H229ZM243 44V45H242ZM252 44L254 45V47H253V49L251 48L252 47ZM258 44V45H257ZM259 44H262V45H259ZM45 45H47V44H44V45H41V46H45ZM93 47H92V46ZM100 46V47H98V46ZM104 45V46H103ZM222 45L221 46H219V48H221L222 47ZM227 45H228V47H227ZM232 45L233 46H238V50H236V49H234L233 47H232ZM248 46L247 48H246V50L244 49V47L245 46ZM259 46V47H257V46ZM53 46H55V47H53ZM65 46V47H64ZM96 46L98 47L97 49H96ZM231 46V47H230ZM239 46H240V48H239ZM241 46H243V48L241 47ZM256 46V47H255ZM85 47V48H84ZM45 48V50H47V46H45L44 47ZM94 48H95V50H94ZM236 50V52L233 50ZM250 48V49H249ZM256 48H257V50H256ZM260 48V49H259ZM43 49V48H42ZM66 49V50H65ZM89 49H92L91 51L89 50ZM121 49H123V48H121ZM252 49V50H251ZM259 49V50H258ZM262 49V52L260 51ZM62 50V51H61ZM71 50H73V52H69V51ZM85 50V51H84ZM86 50H89V52L88 51H86ZM98 50V51H97ZM240 50V51H239ZM242 50H244V52L245 53H243L242 52ZM251 51V52H258L259 51V53H258V55H256V53H252V54H254V55H252V54H249L250 52L249 51ZM95 51V52H94ZM97 51V52H96ZM225 51V52H226ZM233 51V52H232ZM237 51H239V56L238 55H236V53L238 54V52ZM66 52H69V53H66ZM84 52V53H83ZM93 52V53H92ZM226 52V53H227ZM232 52V53H231ZM38 53V52H37ZM62 53H64V54H62ZM73 53V54H72ZM79 53V54H78ZM93 55H92V54ZM60 54V55H59ZM67 54V55H66ZM70 54V55H69ZM84 54H86L85 56L86 57H88L89 56V54H90V56H91V58H90V56L86 59V57L84 56ZM246 54H248V56L246 55ZM263 54V55H262ZM40 55H43L42 53L40 54ZM57 55V56H56ZM64 55H66V56H64ZM79 55V56H78ZM241 55L243 56V57H241ZM244 55H245V57L246 58H244ZM250 55V56H249ZM260 55V56H259ZM50 56V57H51ZM58 56H63L62 58H60V57H58ZM82 56V57H81ZM238 56V57H237ZM251 56L253 57V59H250L251 58ZM263 56V57H262ZM230 57V56H229ZM250 57V58H249ZM255 57H256V59H255ZM260 59H259V58ZM69 58V59H68ZM79 58H81L80 60H79ZM84 60H83V59ZM90 58V59H89ZM216 58H219L218 56H216ZM231 58V57H230ZM262 58V59H261ZM60 59V60H59ZM66 59H67V64H66ZM74 59H76V61L74 60ZM79 61H78V60ZM242 59V60H241ZM69 60H70V62L72 63V62H79L80 64H78V62L76 63L77 65H75L74 63H70L69 62ZM72 60V61H71ZM86 60V61H85ZM202 60V59H201ZM200 60V61H201ZM58 61H60V64H59V62ZM211 61V60H210ZM239 61H242V62H239ZM260 61V63L258 64V62ZM61 62H62V64H61ZM238 62H239V64H238ZM251 62H252V65H250L251 64ZM254 62V63H253ZM82 63V64H81ZM223 63V64H222ZM232 63V65H230ZM87 65V67H86V65ZM238 64V65H237ZM240 64H242V65H240ZM245 64V65H244ZM248 64V65H247ZM72 65V66H71ZM80 65H83L84 66V68H83V66L81 67ZM220 65V66H221ZM233 65H235V66H237L236 68H234L235 66H233ZM240 65V66H239ZM206 67H207V65H205ZM215 69V67H217V66H215L214 67V64H212V65H210L209 67H210V75L211 76H209V77H212L213 78V80L214 81H216V78H214V77H217V74L219 73V71H221L220 69V67H219V70H217V71H215L214 69H212V67ZM229 66V67H228ZM239 66V67H238ZM241 66H243V68L241 67ZM249 66H251V67H249ZM77 67H78V69H77ZM225 67V68H226ZM245 68V69H244ZM250 68H252V69H250ZM82 69V70H81ZM84 70H85V72H84ZM202 70V71H201ZM201 70H200V72H203V68H201ZM213 70V71H212ZM253 72H252V71ZM81 71H83V72H81ZM214 71H215V73H214ZM224 71V70H223ZM227 71V70H226ZM247 71V72H246ZM81 72V73H80ZM93 72L95 73L94 75H93ZM252 72V73H251ZM259 72V71H258ZM99 75H98V74ZM104 73V72H103ZM127 73V72H126ZM128 73H130V72H128ZM127 73V74H128ZM140 75V76H138V74ZM229 73V72H228ZM234 73V74H233ZM245 73V74H244ZM247 73V74H246ZM251 73V74H250ZM127 74H126V76H127ZM87 75H88V77H87ZM90 75V76H89ZM100 75H101V79H99L100 78ZM102 75H103V77H102ZM120 75L123 77V79H124V77L126 78L125 80L127 81H125V83H126V85H125V83H122L123 82V80H122V82H121V84H119L120 83V79H119V77H120ZM242 75H243V78H242ZM248 75V76H247ZM250 75V76H249ZM97 77L96 78V80H95V78H93L92 79V77ZM112 76H114V77H112ZM133 76L135 77V78H137V77H139V78H137V81H135V79H134V81H135V83L132 81L131 83L129 82V80L130 79H132L133 78ZM150 76V75H149ZM152 76V75H151ZM229 76H230V74H229ZM230 76V77H231ZM239 76H241V77H239ZM106 77V78H105ZM122 77H120L121 79H122ZM131 77V78H130ZM229 77V78H230ZM86 78V79H85ZM89 78L92 80V81H90L89 80ZM103 78V79H102ZM108 78V79H107ZM110 78V79H109ZM113 78V79H112ZM118 78V80H116V79ZM127 78L129 79V80H127ZM151 78V79H150ZM161 78H163L162 76H161ZM240 78H242V79H240ZM245 78V79H244ZM250 79V81H248L249 79ZM88 79V80H87ZM148 79V80H147ZM231 79V78H230ZM237 79L239 80L238 82H237ZM84 80H86V81H90L91 82V84H90V82L88 83H85V82H83ZM106 80H108V81H111V82H106ZM133 80V79H132ZM141 80V81H142ZM147 80V81H146ZM96 82L95 83V85H93L92 83H94V82ZM113 81V82H112ZM131 81V80H130ZM130 83L129 85H131L132 84V86H128V84L127 83ZM138 83V85H137V83ZM216 82H218V80L216 81ZM237 82V83H236ZM240 82H242V83H240ZM249 82V83H248ZM83 83H85V86H84V84ZM144 83V84H143ZM234 83H236V84H234ZM88 84V85H87ZM100 84H101V87H100ZM92 85V86H91ZM112 85H114V86H112ZM117 85H125V86H123L122 88L120 87V86H118L119 88H117ZM147 85V84H146ZM244 85H246V86H244ZM84 86V87H83ZM244 86V87H243ZM147 87V86H146ZM148 87H149V85H148ZM246 87H248V88H246ZM114 88V89H113ZM117 88V89H116ZM125 88V89H126ZM259 88V89H258ZM243 89H247V90H243L244 91V93H243V91L242 90ZM92 90H93V88H92ZM123 92H122V91ZM240 90H241V92H240ZM249 90V91H248ZM260 90V91H259ZM59 91V90H58ZM94 91V90H93ZM120 91L122 92L121 93V95H119L118 94V92L120 93ZM218 91V90H217ZM239 92V94H238V92ZM258 91H259V93H258ZM202 92H204V91H202ZM209 92L210 91H205L204 93L208 96L209 95ZM246 92V93H245ZM257 92V93H256ZM237 95H236V94ZM241 93H243V94H241ZM78 94H80V95H78ZM215 93H212L211 95L212 96H216V94L214 95ZM234 94H235V96H234ZM249 94V95H248ZM68 95H70V94H68ZM140 95V94H139ZM211 95H209L210 97H208V99L209 98H212V96ZM220 95V96H219ZM241 95H243V97H244V95H247V97L249 98V99H251L252 98V100L256 103H252L251 102V100L248 102V100L246 99L247 97L245 96L244 98L241 96ZM252 95V96H251ZM198 96V95H197ZM234 96V97H233ZM241 96V97H240ZM219 97V98H218ZM240 97V98H239ZM63 98H65V97H63ZM142 99V100H140L143 104H140L141 102H139V99ZM195 99L196 98V96L195 97H192V99ZM199 97H197L196 99H198ZM234 98V100H232ZM259 98V99H258ZM66 99V98H65ZM71 99H72V96H71ZM136 99H138V101L136 100ZM221 99V100H220ZM230 99H231V101H230ZM244 101H243V100ZM245 99H246V101H247V105H246V102H245ZM257 100V102L259 103H257L256 102V100ZM66 100H68V99H66ZM220 100V101H219ZM220 102V103H217V102ZM230 101V102H229ZM115 102V101H114ZM226 103V105H224L225 103ZM228 102V103H227ZM217 103V104H216ZM224 103V104H223ZM244 103V104H243ZM253 104V105H250V104ZM18 104V103H17ZM17 104H15V106L17 107V106H19V104L17 105ZM221 104H223V105H220ZM55 105V104H54ZM217 105H218V107H217ZM249 105H250V107H249ZM56 106H57V104H56ZM139 106V107H138ZM197 106V107H196ZM224 108H223V107ZM252 106V107H251ZM16 107H15V109H16ZM191 107V108H190ZM195 107L196 108H199V109H196V110H198V113H197V115L196 116H193V114H196V110H195ZM201 107V108H200ZM256 107V108H255ZM140 110H139V109ZM190 108V109H189ZM207 108V109H206ZM209 108V109H208ZM219 108V109H218ZM246 108H249V110L248 109H246ZM251 108V109H250ZM193 110V112L192 111H190V110ZM202 109V110H201ZM240 109H242V111L240 110ZM17 110H18V113L20 112V111H22V112H20L19 114L21 115V117L20 118H23V115L25 114H23V110L24 109H20L19 110V107H17ZM17 110H14L13 111V114H14V112H15V114L13 115H9L10 117H9V120H11V119H13V120H11L12 121V124H14L15 122H17V120L16 119H18V117H19V115H18V113H16V111ZM239 110V111H238ZM135 110H132V114H133V112H134ZM212 111V112H211ZM8 112H11L12 113V109L10 108L9 109V111ZM203 113V114H200V113ZM214 112V113H213ZM241 112V113H240ZM10 113V114H11ZM78 113V112H77ZM138 113V114H139ZM193 113V114H192ZM211 113V114H210ZM16 114H17V116H16ZM141 114H139L140 116H141ZM144 114V115H143ZM246 115V116H243V115ZM255 114V113H254ZM254 114H252V116L254 115ZM135 117H134V119L136 118H138L139 117V115L137 116V115H135V114H133ZM174 115V116H173ZM182 116V118L181 117H178V116ZM240 115V116H239ZM242 115V116H241ZM15 116H16V118H15ZM137 116V117H136ZM155 116V117H154ZM175 116H177V120H174L175 118ZM189 117V119H187V117ZM251 116V117H252ZM255 116V115H254ZM141 117V118H142ZM168 117V118H167ZM172 117V118H171ZM19 118V120L20 121H18V123H20V124H18V123H15L14 125H11V121H9L8 120V122L10 123V124H8V122H6L7 124H6V127H11L10 129L8 128H6V129H4V130H7V132H8V130H9V132L12 130V131H17V132H19V131H21V130H23V128H24V130H26V129H29V122L30 121H28L25 117L23 118V119H25V121L27 120V125H22L21 123H23V119H20ZM45 118H47V117H45ZM51 118H53V117H51ZM140 117H139V119H141ZM152 118H153V120H154V118H155V120L156 121H153L152 120ZM179 118L181 119L180 121H179ZM186 118V119H185ZM194 118V119H193ZM203 118H204V120H203ZM244 118V119H243ZM54 119H56V118H54ZM135 119V120H136ZM144 119H146V120H144ZM172 119V120H171ZM185 120L184 122H183V120ZM192 119V120H191ZM242 119V120H241ZM253 119H255V118H253ZM53 120V121H52ZM58 120H60V119H58ZM158 120H160V123H159V121ZM173 120L174 121H176V122H174L175 124L176 123H179L178 124V126L180 125V128L178 129V126L176 125H174V123H173V125H174V127H172V122H173ZM189 120V121H188ZM191 120V121H190ZM197 120H198V123L199 124H202V126L204 127V129L203 130H199V124L197 123ZM199 120H201V121H199ZM220 120L222 121V122H220ZM239 120V121H238ZM15 121V122H14ZM22 121V122H21ZM25 121H24V124H26L25 123ZM139 120L137 119V122H138ZM144 121H146V122H144ZM202 121H204V122H202ZM241 121V122H240ZM243 121V122H242ZM45 122V121H44ZM144 122V123H143ZM153 122H155V123H153ZM171 122V123H170ZM201 122V123H200ZM219 122V123H218ZM4 123V122H3ZM3 123L2 124H0V125H3ZM147 123V124H146ZM157 123V124H156ZM163 123V124H162ZM169 123V124H168ZM181 123V124H180ZM188 123H190V124H188ZM192 123H193V125H192ZM199 125H197V124ZM238 123H241V124H239L238 125ZM52 124H54V123H52ZM144 124H145V126H144ZM161 124L164 126V127H162L161 126ZM196 124V125H195ZM204 124V125H203ZM254 124H256V123H254ZM254 124L252 125V126H254ZM11 125V126H10ZM18 125V126H17ZM42 125H44V126H42ZM48 125H50V126H48ZM89 125V124H88ZM183 125H184V127H183ZM190 125H192V126H190ZM15 126H16V128H15ZM28 126V127H27ZM47 126V127H46ZM54 126V125H53ZM153 126H154V128H153ZM156 126V127H155ZM189 126V128H187ZM195 126H197V127H195ZM216 126H217V128H216ZM239 126V127H238ZM14 127V128H13ZM21 127V128H20ZM50 127V128H49ZM245 127V128H244ZM45 128H47V129H45ZM96 128H98V127H96ZM153 128V129H152ZM160 128H161V131H160ZM163 128V129H162ZM173 128H175V129H173ZM194 128V129H193ZM20 129V130H19ZM47 130V131H45V130ZM49 129H50V132H49ZM51 129H54V132H53V130H51ZM183 129L185 130L186 129V133H184V131H183ZM188 129H189V133H187V131H188ZM217 129V130H216ZM239 129V130H238ZM241 129V130H240ZM2 131L1 133H0V137H2L3 135H4V132L5 133H7L6 131ZM43 130V131H42ZM178 130V131H177ZM179 130L181 131H183V133H182V131L180 132V134H179ZM191 130V131H190ZM221 130V131H220ZM11 131V132H12ZM218 131H219V133H218ZM238 131V132H237ZM45 132H47V133H45ZM49 132V133H48ZM53 132V133H52ZM56 132V133H55ZM170 134H169V133ZM209 132V133H208ZM229 132H230V135H229ZM44 133V134H43ZM62 133V134H61ZM69 133V134H68ZM108 133V134H107ZM185 134V135H183L181 138H180V135H182V134ZM215 135V137H214V135ZM244 133V134H243ZM49 134H50V136H49ZM55 134V135H54ZM66 134V135H65ZM74 134V135H73ZM110 134V135H109ZM156 134V136H154ZM168 134H169V136H168ZM174 134V135H173ZM186 134L188 135V136H186ZM207 134V135H206ZM221 134H222V136H221ZM224 134V135H223ZM243 134V135H242ZM39 135H40V137H39ZM72 135V136H71ZM75 135L78 137L77 139H76V137H75ZM138 135H139V137H138ZM157 135H158V137H157ZM172 135V136H171ZM209 135V136H208ZM213 135V136H212ZM229 135V136H228ZM248 135L249 136H253V142L252 143H254V145H252V143L250 144V142H248V139H247V137H248ZM255 135V136H254ZM50 138H49V137ZM56 136V137H55ZM61 138H60V137ZM71 136V137H70ZM144 136V137H143ZM154 138H153V137ZM173 136H176V137H178L179 136V138L178 139H176V137H173ZM185 136V137H184ZM219 136H221V137H219ZM225 136V137H224ZM227 136V137H226ZM247 136V137H246ZM66 137V138H65ZM119 138V140L117 139V138ZM140 137H142V138H140ZM165 137H169V139H167V138H165ZM190 137V138H189ZM199 137V138H198ZM224 137V138H223ZM239 137H240V139H242V141L239 139ZM38 138H39V141L41 142H38ZM49 138V139H48ZM73 138V139H72ZM85 138H86V140H85ZM130 138V139H129ZM156 138V139H155ZM173 138V139H172ZM203 138V139H202ZM215 138V139H214ZM217 138V139H216ZM221 138V139H220ZM237 138H238V140H237ZM252 138V137H251ZM250 138V139H251ZM57 139V140H56ZM59 139V140H58ZM65 139V142L63 141ZM76 139V140H75ZM99 139H101L100 141H99ZM135 139V140H134ZM137 139V140H136ZM138 139H139V142H138ZM142 139V140H141ZM223 139V140H222ZM237 141H236V140ZM247 139V140H246ZM51 140V141H50ZM67 140V141H66ZM108 142H107V141ZM115 140H116V142H115ZM135 141L134 143H132L131 144V142H133V141ZM156 140L157 141H159V143L158 142H156ZM172 140H176V142H173ZM184 140H185V142H184ZM209 140H210V142H209ZM218 141V143H216L217 141ZM220 140V141H219ZM233 140V141H232ZM245 140V141H244ZM30 141H31V143H30ZM36 141V142H35ZM44 141V142H43ZM47 141V143H45ZM75 141V142H74ZM82 141V142H81ZM104 141V142H103ZM128 141H129V143H128ZM137 141V142H136ZM140 141H142V142H140ZM153 141V142H152ZM168 143H167V142ZM169 141H171V142H169ZM178 141V142H177ZM180 141V142H179ZM182 141V142H181ZM203 141V142H202ZM208 141V142H207ZM223 141V142H222ZM230 141V142H229ZM235 141V142H234ZM249 143L247 146L245 145V143H247V142ZM35 142V143H34ZM81 142V143H80ZM83 142H84V145L85 146H83ZM87 142H88V144H87ZM94 142H96V144H97V146L100 144L101 145V143H102V146H100L99 148L98 147H95L94 148V146L92 147V145H93V143ZM107 142V143H106ZM113 143L112 144V146H111V143ZM116 143V146H114V144ZM173 142V143H172ZM229 142V143H228ZM234 142V143H233ZM255 142H257V141H255ZM36 143H38V144H36ZM53 143V144H52ZM68 145L69 143L71 144H69L70 145V147L69 146H67L66 144ZM80 143V144H79ZM106 144L107 146H105L104 144ZM118 143V144H117ZM120 143V144H119ZM137 143H139V144H141V145H139V144H137ZM152 143V144H151ZM178 143V144H177ZM222 143H223V145H222ZM228 143V144H227ZM46 144V145H45ZM48 144V145H47ZM73 144H74V146H73ZM82 144V145H81ZM96 144H95V146H96ZM124 146H122V145ZM127 144V145H126ZM132 146H131V145ZM136 144H137V146H136ZM194 144V145H193ZM210 144V145H209ZM233 144V145H232ZM41 145H43V146H41ZM67 147H66V146ZM78 145H79V147H78ZM111 146V150H107V149H109V147ZM161 145V146H160ZM164 145V146H163ZM168 145H170V146H168V149H167V146ZM199 145V146H198ZM216 146V145H219V146H216V147H214V146ZM222 145V146H221ZM235 145V146H234ZM240 145H244V146H242V148H240ZM250 145V146H249ZM45 146H46V148H45ZM47 146H48V148H47ZM59 146H61V147H59ZM83 146V147H82ZM86 146L88 147V149L86 148ZM91 146V147H90ZM104 146V147H103ZM139 146V147H138ZM141 146V147H140ZM160 146V147H159ZM181 146V147H180ZM212 146V147H211ZM253 146V147H252ZM43 147V148H42ZM69 147V148H68ZM72 147V148H71ZM106 147V148H105ZM112 147H114V148H116L115 150L112 148ZM135 147H137V148H135ZM147 147V146H146ZM162 147H164V148H162ZM190 147V148H189ZM195 147H197V148H195ZM209 149H208V148ZM211 147V148H210ZM213 147H214V149H216V150H214L213 149ZM44 148L46 149V151L44 150ZM90 148H94V150L95 151H93L92 152V149H90ZM98 148V149H97ZM139 148V149H138ZM141 148V149H140ZM142 148H144L143 150H142ZM159 148V149H158ZM160 148H162V149H160ZM180 148V149H179ZM182 148V149H181ZM193 148V149H192ZM243 148H244V150H243ZM44 151H43V150ZM49 149V150H48ZM70 149H75V150H70ZM77 149V150H76ZM114 151H113V150ZM127 149V148H126ZM129 149H127L128 151H129ZM211 149V150H210ZM53 150V151H52ZM66 150V151H65ZM83 150L84 151H86L87 150V152L85 153V152H83ZM96 150H98V151H100L99 153H102L103 152V154H104V156H105V153L104 152H107V153H109L110 154V152H112V154H111V156L109 155V154H107L106 153V157L104 158L103 156H100L102 159H103V161H102V159L99 157L98 158V155H103V154H99V153H97L96 152ZM102 150H104V151H102ZM118 151V154H117V151ZM123 150V151H124ZM124 151V152H126V153H129V152H131V150L128 152V151ZM158 150V151H157ZM160 150H162V151H160ZM200 150V151H199ZM207 150H209V151H211V152H209V151H207L209 154H207V152L206 151ZM214 150V151H213ZM222 150V151H221ZM43 151V152H42ZM74 151H76L75 153H71V152H74ZM110 151V152H109ZM115 151H116V154L114 155V153H115ZM164 151V152H163ZM182 151V152H183ZM194 151H195V154H194ZM204 151V152H203ZM240 151H242V152H240ZM47 152H50L51 154H49L48 153V155L46 154ZM53 152L56 154L55 156H54V154H53ZM121 152V151H120ZM236 152V153H235ZM41 153H42V156H41ZM43 153H44V155H43ZM68 153V154H67ZM92 153H97V154H93L92 155ZM125 153V154H126ZM204 153V154H203ZM53 154V155H52ZM68 155V157H67V155ZM87 154V155H86ZM190 154H187L188 156L190 155ZM234 154V155H233ZM236 154V155H235ZM45 155H46V157H45ZM52 157H56L55 159L56 160H58V159H60V160H58V161H56L55 163H50V158H51V156ZM79 155V156H78ZM85 155H86V157H85ZM92 155V156H91ZM118 155V157L117 158H115L116 156ZM190 155V156H191ZM198 155V156H197ZM202 155V156H201ZM212 155V156H211ZM40 158H39V157ZM44 156V157H43ZM57 156H58V158H57ZM74 156V157H73ZM88 156V157H87ZM97 156V157H96ZM112 156H114L113 157V159H112ZM189 156V158H190V160L192 159L191 157ZM206 156V157H205ZM208 156V157H207ZM36 157H38V158H36ZM43 157V158H42ZM63 157V158H62ZM77 157V159H75ZM81 157V158H80ZM86 158V159H84V158ZM93 159H95V160H93ZM201 157V158H200ZM203 157H204V159H203ZM211 157V158H210ZM226 157V158H225ZM238 157H239V159H238ZM255 157V156H254ZM253 156H252V158H254ZM44 158H46V159H44ZM65 158V159H64ZM69 158V160H67ZM219 158V159H220ZM221 158V159H222ZM242 158V159H241ZM45 160V162H43L42 160ZM92 159V160H91ZM106 159V160H105ZM112 159V160H111ZM196 159H197V161H198V164H197V162H196ZM199 159H201V160H199ZM62 160V161H61ZM73 160H74V162H73ZM80 160H81V162H83V164H81V162H80ZM86 160V161H85ZM60 161H61V163H60ZM67 161L69 162V163H67ZM72 161V162H71ZM76 161V162H75ZM95 161V162H94ZM104 163V165H103V163ZM106 161V162H105ZM111 161V162H110ZM205 161V163H203ZM238 161V162H237ZM96 162H97V164H99V162H100V165L98 166V165H96ZM107 162H110V164L109 163H107ZM196 162V163H195ZM235 162V163H234ZM51 165H50V164ZM61 165H60V164ZM66 163V164H65ZM73 163H75V165L73 164ZM87 163H88V165H87ZM91 163H92V165H91ZM237 163V164H236ZM241 163V164H240ZM252 163V162H251ZM256 162H253L252 164L256 167L257 166V163L255 164ZM59 164V166H57V165ZM70 164L72 165L71 167H70ZM90 164V165H89ZM94 164H95V167H94ZM102 164V165H101ZM206 166H205V165ZM48 165V166H47ZM51 167H50V166ZM53 165V166H52ZM245 165V166H244ZM37 166V167H38ZM54 166L56 167V168H54ZM60 166H62L61 168H62V171H61V168H60ZM68 166H69V169H68ZM75 166V167H74ZM88 166V167H87ZM102 166V167H101ZM43 167H45V169L43 168ZM64 167V168H63ZM77 167V168H76ZM82 167H83V170H82ZM84 167H86V168H84ZM91 167V168H90ZM100 167V168H99ZM52 168V169H51ZM71 168V169H70ZM72 168H74V169H72ZM79 168V169H78ZM81 168V169H80ZM88 168V169H87ZM94 168V169H93ZM103 168H104V170H103ZM241 168V169H240ZM243 168V169H242ZM44 169V170H43ZM57 169V170H56ZM101 169H102V171H101ZM106 169H108V170H106ZM245 169V170H244ZM49 170V171H48ZM51 170V171H50ZM52 170H53V173H51L52 172ZM56 170V171H55ZM60 170V171H59ZM64 170H67V171H64ZM70 170H71V173H70ZM75 170V171H74ZM82 172H81V171ZM93 170H97L98 172H96V171H93ZM238 170H239V172H238ZM43 171V172H42ZM47 173H46V172ZM55 171V172H54ZM73 171H74V174H73ZM78 171L80 172V173H78ZM89 171H91V173L89 172ZM103 171L104 172H106L105 174L107 175V176H109V177H107L106 175H104V173H103ZM237 172V174H236V172ZM45 172V173H44ZM57 172V173H56ZM62 172H63V174H62ZM69 173V175H67L68 173ZM76 172H77V175H76ZM100 172V173H99ZM108 172V173H107ZM192 172V173H191ZM241 172V173H240ZM42 173H44V174H42ZM49 173V174H48ZM62 174V175H60V174ZM65 173V174H64ZM81 173H82V176H81ZM95 173V175H98V173L100 174V177H97V176H95V177H97L96 179H95V177L94 176H92L93 174ZM101 173L104 175H101ZM239 173V174H238ZM243 173V174H242ZM41 174H42V177H41ZM53 174V175H52ZM72 174V175H71ZM80 174V175H79ZM84 174V175H83ZM86 174V175H85ZM88 174H90L89 176H92L93 177V180H95V181H93V183H92V177H91V179L90 178H88L87 176H88ZM187 174V173H186ZM187 174V175H188ZM236 175L235 177H234V175ZM47 175V176H46ZM51 175H52V177H51ZM58 175H60V176H62V177H60V179H58L59 177H58ZM74 175V176H73ZM54 176V177H53ZM55 176H57L56 177V179H58L57 181L59 182V184H61V183H63L62 185H60V186H58L59 184H58V182L57 181H55L56 179H53V178H55ZM77 176V178H75ZM80 176V177H79ZM85 176V177H84ZM239 176V177H238ZM65 177V178H64ZM245 177H247V179H248V181L246 180V178ZM45 178V179H44ZM101 178V179H100ZM245 178V179H244ZM84 179V180H83ZM100 179V180H99ZM102 179H103V181H102ZM232 179V180H231ZM255 179H256V182H255ZM63 180V181H62ZM81 180H79V181H81ZM107 180V181H108ZM235 180V181H234ZM240 180V181H239ZM244 180L247 182V184H244V183H246V182H244ZM42 181H41V183H42ZM78 181V182H79ZM98 181V182H97ZM237 181V182H236ZM243 181V182H242ZM45 183H46V181H44ZM42 183V184H44V189L45 188H47V184H45V183ZM51 182V183H52ZM55 182H57V183H55ZM90 182V183H89ZM80 183V182H79ZM88 183V184H87ZM97 183V184H96ZM242 184V185H240V184ZM96 184V185H95ZM102 184V185H101ZM235 184V185H234ZM86 185H87V187H86ZM101 185V186H100ZM225 185V186H224ZM245 185V186H244ZM248 185V186H247ZM46 186V187H45ZM98 186H99V188H98ZM222 186V187H221ZM225 187V189H224V187ZM231 186V187H230ZM237 186V187H236ZM240 186V187H239ZM251 188H250V187ZM54 187H53V189H54ZM238 187H239V189H238ZM242 187V188H241ZM249 188V191H247L248 190V188ZM59 188H61V189H59ZM85 188H87V189H85ZM93 189L92 191H90V189ZM85 189V190H84ZM101 189H103V187L101 188ZM227 189V190H226ZM242 189V190H241ZM97 190H99V191H97ZM222 190H223V192H222ZM229 190V191H228ZM85 191V192H84ZM221 191V192H220ZM227 191H228V193H227ZM255 191H256V194H255ZM93 194H92V193ZM96 192V193H95ZM99 192V194H97ZM230 192V193H229ZM249 192V193H248ZM85 195H84V194ZM90 193V194H89ZM82 194H83V196H88V194H89V197H88V199H87V197L85 198V197H83L82 196ZM224 194V195H223ZM230 194V195H229ZM253 194H255L254 196H257V197H254L253 196ZM226 195V196H225ZM251 195V196H250ZM223 196H225V197H223ZM260 196V197H259ZM99 197H101V198H99ZM242 197V198H241ZM250 198V199H249ZM258 198H260V199H258ZM68 199V198H67ZM70 199H72V198H69L68 200L70 201ZM218 199V198H217ZM239 199V200H238ZM254 199V200H253ZM258 199V200H257ZM71 201H75V198H73ZM70 201V202H71ZM84 201H82L81 203L84 205V206H86L87 208H88V206L86 205V204H89L87 201H85V202H87V203H85ZM258 201V202H257ZM246 202V203H245ZM253 203V204H252ZM89 204V205H90ZM243 204V205H242ZM256 205V207H255V205ZM258 204V205H257ZM249 205V206H248ZM42 206V205H41ZM252 206V207H251ZM72 207H74V205H72ZM90 207H92V205L90 206ZM259 207V208H258ZM43 208V207H42ZM86 208V209H87ZM258 208V209H257ZM55 209L56 208H53V209H51V211L53 210V212L55 211ZM89 209V208H88ZM92 208H90L89 210H91ZM58 210V209H57ZM103 210V211H102ZM251 210V211H250ZM255 210V211H254ZM50 211V210H49ZM253 211V212H252ZM55 212H57V211H55ZM260 213V214H259ZM252 217H253V219H252ZM255 218V219H254ZM262 218V219H261ZM241 221H239L238 223H240ZM244 221H248L247 223L246 222H244ZM263 222V223H262ZM252 223V224H251ZM262 223V224H261ZM257 225V226H256ZM259 226H261V227H259ZM242 227V228H243ZM247 229H249V231H247ZM241 230V229H240ZM244 230V231H243ZM256 230V231H255ZM248 232V233H247ZM250 233H252V234H250ZM256 233V234H255ZM197 235H199V234H197ZM121 235H119V239H121V237L123 236L124 238H125V236L126 235H122L121 237H120ZM196 236V235H195ZM194 236V237H195ZM207 237V239H208V237L209 236H207L206 234L204 235V234H202V235H199V236H197L198 237V239L195 237V239L197 240H195L196 241V244H197V248H196V252H198V253H196V252H194L195 254V257H202V258H204L205 260L207 259V261H209L210 259V256L213 254H215L216 252L219 254L218 256L220 257V260L222 259H225L226 258V256H224L223 255V252H228L227 251V248H228V250H229V248H230V246H231V244H234L232 247H235V243L233 242V240L230 238V237H222L221 238V240L219 239V240H216V241H212V238L210 239H206V237ZM122 237V238H123ZM205 237V238H204ZM199 238H202V239H199ZM229 238V239H228ZM222 239H226V241H222ZM231 239V240H230ZM122 240V239H121ZM199 240H201V241H199ZM209 240H211V241H209ZM243 240V239H242ZM123 241V240H122ZM121 241V242H122ZM128 242H130L129 240H127ZM218 241V242H217ZM219 241H220V243H219ZM211 242H212V244H211ZM215 242V243H214ZM232 242V243H231ZM217 243H219V244H222V245H217ZM122 244V245H121ZM131 244H134V243H130L129 244V247H130V249H131V251L133 252V254L135 255H132L131 253H130V251H128L129 253L127 254V253H124L125 251H127V249L126 250H123V243H120V247L118 246V251H120V250H122V252L124 253L123 255H122V253H121V251H120V254H116V257H113L115 260H116V262L117 261H121L122 263H118V264H127V261H128V264L130 263L129 261H130V259H132V258H134V257H136V256H138V250L136 249V251H135V248L133 249V245L132 246H130ZM203 244H205V246L203 245ZM209 244V245H208ZM208 245V246H207ZM199 246H203L202 248L200 247V249H198L199 248ZM229 246V247H228ZM215 247V248H214ZM121 248V249H120ZM209 248H210V250H209ZM133 249V250H132ZM198 249V250H197ZM225 249V250H224ZM116 250H117V248H116ZM199 250H201V251H199ZM214 250V251H213ZM135 251V252H134ZM207 251V252H206ZM223 251V252H222ZM137 252V253H136ZM200 252L202 253V252H204V253H202V254H200ZM215 252V253H214ZM234 252V251H233ZM139 253H141V252H139ZM229 253H230V250H229ZM132 255V256H134V257H132V258H130L131 256L130 255ZM137 254V255H136ZM208 256H207V255ZM121 255V256H120ZM127 255V256H126ZM223 255V256H222ZM112 256H115V255H112ZM110 257V256H109ZM206 257V258H205ZM223 257H225V258H223ZM112 258V257H111ZM148 260V259H147ZM107 261V262H106ZM111 260H110V258L108 259L107 258V260H105V264L107 263V264H109V263H111L110 262ZM125 261V262H124ZM211 261V260H210ZM101 263L103 262V261H100ZM138 262H139V260H138ZM140 262H141V260H140ZM116 263V264H117ZM148 263H150V261H148ZM104 264V263H103Z\"/></svg>", "mask_w": 264, "mask_h": 264}]
</instances>
